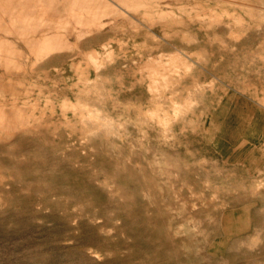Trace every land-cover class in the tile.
Here are the masks:
<instances>
[{
	"label": "rangeland",
	"instance_id": "obj_1",
	"mask_svg": "<svg viewBox=\"0 0 264 264\" xmlns=\"http://www.w3.org/2000/svg\"><path fill=\"white\" fill-rule=\"evenodd\" d=\"M0 264H264V0H0Z\"/></svg>",
	"mask_w": 264,
	"mask_h": 264
},
{
	"label": "bare ground",
	"instance_id": "obj_2",
	"mask_svg": "<svg viewBox=\"0 0 264 264\" xmlns=\"http://www.w3.org/2000/svg\"><path fill=\"white\" fill-rule=\"evenodd\" d=\"M237 3V2H236ZM73 10V9H72ZM83 14V13H82ZM83 16V15H82ZM40 24V23H39ZM44 24V23H43ZM45 25V24H44ZM43 25V26H44ZM58 25V24H57ZM51 26H53V25H51ZM50 26V27H51ZM219 26V25H218ZM58 27V26H57ZM226 27H228V26H226ZM228 28H230V27H228ZM11 30V29H10ZM21 37V36H20ZM62 38V37H61ZM59 40V39H58ZM103 45V44H102ZM101 45V46H102ZM119 46V45H118ZM103 47V46H102ZM43 53H45V52H43ZM42 53V54H43ZM41 54V53H40ZM51 54V53H50ZM49 55V54H48ZM134 63V62H133ZM99 64V63H98ZM97 64V65H98ZM150 64V63H149ZM100 65V64H99ZM147 65H148V63H147ZM101 66H103V65H101ZM145 66V65H144ZM95 67V66H94ZM95 69V68H94ZM96 75V74H95ZM99 77V76H98ZM99 79V78H98ZM162 97V96H161ZM181 114V113H180ZM184 114V113H183ZM184 116H185V114H184ZM186 117V116H185ZM233 117L234 118H236V121L233 123V127H234V130L239 134V133H241L242 134V131L244 130L243 129V127L245 126V121L244 122H241V123H239V120L241 119V121H243V117L242 116H240V114L238 113V112H234L233 113ZM181 119V118H180ZM177 120V119H176ZM175 120V121H176ZM4 121V120H3ZM170 123H172V122H170ZM100 126H102V125H100ZM198 128V127H197ZM191 130H193V129H191ZM194 131V130H193ZM10 133V132H9ZM97 135H100L99 133H97ZM87 136V135H86ZM89 137V136H88ZM26 173V172H25Z\"/></svg>",
	"mask_w": 264,
	"mask_h": 264
}]
</instances>
